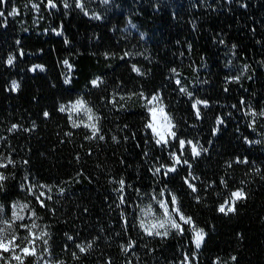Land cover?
<instances>
[{
  "label": "trees",
  "instance_id": "obj_1",
  "mask_svg": "<svg viewBox=\"0 0 264 264\" xmlns=\"http://www.w3.org/2000/svg\"><path fill=\"white\" fill-rule=\"evenodd\" d=\"M69 3L67 9L63 0H55L54 8L47 0L0 3V156L15 162L0 169L14 177L0 191L4 218L10 217L14 202L35 208L37 223L48 225L51 256L45 252L43 259L51 264H181L185 255L192 264H264V117L256 119L253 129L246 114L249 106L264 110V0H84L88 15L74 0ZM33 4H39V10ZM13 7L18 15H9ZM125 52L135 55L122 60ZM10 55L15 56L12 65L7 63ZM132 64L143 75L133 72ZM36 65L43 69L33 70ZM97 76L105 83L95 88L90 81ZM235 76L239 81L230 79ZM68 77L71 83L65 84ZM176 78L193 99L179 92ZM13 80L18 90H12ZM117 92L116 106L106 104L103 98ZM140 92H160L177 136L208 149L195 158L187 146L184 151L198 177L193 183L200 201L184 182L187 165L167 177L163 169L153 175L154 167L171 166L169 152L179 150L172 144L157 146L151 131L145 130L147 113ZM80 96L101 117L104 141L86 140L89 130L83 125L73 128L69 114L58 110L61 103ZM195 98L208 102L207 107L198 106L199 117L192 107ZM218 117L223 118L220 125ZM12 125L21 127L9 131ZM112 135L120 142H113ZM237 158L249 163H236ZM25 176L51 186L53 199L45 203L55 214L37 206L21 186ZM121 177L126 181L123 205L113 182ZM222 177L227 187L220 184ZM165 187L177 195L181 210L204 228L199 249L187 228L184 235L172 233L164 239L146 236L139 228L142 208L153 203L159 213L150 195ZM241 187L247 199L236 203V212H218L230 191ZM38 190L47 193L46 188ZM129 240L136 245L125 254L121 246ZM89 241L93 247L87 253L75 247ZM43 247L37 241L38 255ZM24 264L42 261L29 256Z\"/></svg>",
  "mask_w": 264,
  "mask_h": 264
},
{
  "label": "snow or ice",
  "instance_id": "obj_2",
  "mask_svg": "<svg viewBox=\"0 0 264 264\" xmlns=\"http://www.w3.org/2000/svg\"><path fill=\"white\" fill-rule=\"evenodd\" d=\"M7 0H0V3H6ZM104 4H108L109 0H102ZM64 7L70 8L72 5L69 3V0H63ZM48 7L54 8L57 5L55 4V0H47ZM74 4L76 8L81 9L85 15H88V10L85 7L84 0H74ZM27 6V5H26ZM36 10H39V4H33ZM19 14V9L16 7L12 8V11L9 15L15 16ZM4 16V12L0 11V17ZM95 19H101L102 17L98 14H94ZM56 31V29H53ZM59 35L60 33L57 32ZM67 43V41H65ZM223 42V41H222ZM235 48V45H233ZM23 55V52L20 53ZM108 53H105L107 56ZM135 55V53L125 52L123 56L120 58L123 60L125 57H130ZM15 56L10 55L7 63L12 65L14 62ZM64 65L71 70L72 65L69 64L68 60L65 59L63 61ZM36 68L43 69L42 65L34 66L33 70ZM248 66H244V70L246 71ZM131 70L136 72L138 75H143L141 70L136 66V64L131 65ZM174 74L178 73L175 68L171 70ZM231 80L239 81L240 77L235 76L231 77ZM65 84L71 83V78L68 77L64 81ZM91 85L95 88L100 87L105 83L103 77L97 76L95 79L90 81ZM175 83L179 86L178 90L182 94H186L190 99H193V93L189 92L184 86H182V82L179 78L175 79ZM12 90L19 89V83L15 80L11 82ZM119 93H114L110 96L104 97L103 100L106 104H110L113 107L116 106L117 96ZM131 95H137V93H132ZM144 100V108L147 113L146 122L144 124L145 130H150L152 139L154 140L157 146L168 147L172 144L173 147H177L179 150V154L177 152L172 151L169 152V158L172 161L171 166H166L164 164H160L158 167H154L153 175L158 176L161 174L163 169V176L167 177L170 173H175L177 171L178 166L187 165L189 169L188 176L184 178V182L187 185L188 189L192 194H194L195 199L197 201L201 200L199 195V189L196 187L194 180L198 179L192 174L191 168L192 164L189 159L184 158L185 147L187 146L190 150V154L193 158L199 157L202 152L206 153L208 151L207 148H204L202 145H199L198 141L193 142L192 140H185L179 138L177 136V132L174 130L176 125L173 123L172 116L166 110L167 105L163 101V96L160 92H156L150 96H145L143 92L138 93ZM120 99H124L123 96ZM241 104H245L244 100H241ZM199 105H203L204 107L208 106V102L204 100H200L198 98L194 99L192 104L193 109L195 110V115L197 117L200 116ZM123 108V105L120 106ZM235 107V105H233ZM58 110L61 113L67 112L68 119L72 123L73 128H79L83 125L86 129L89 130L90 135L85 136L86 140H94L98 139L100 141L105 140V135L102 134V129L100 127L101 117L96 114L94 107L91 102L86 100L83 96L76 98L75 100H70L67 103H61L59 105ZM251 117L249 126L253 129L256 125V119L258 117H264V110H260L257 112L255 109L249 106L248 111L246 113ZM49 112L44 111L43 116L45 118L49 117ZM83 116L85 119H73V117L79 118ZM223 123V118H217V125ZM35 123L33 122V128H35ZM19 125H12L9 131H13L15 129L20 128ZM127 127V125H125ZM32 129H23V131H31ZM218 131L214 129L215 132ZM66 135L71 136L72 133H66ZM133 138H135V133H133ZM125 140L128 137H124ZM248 143H253V141L245 138ZM111 140L115 143H119L120 140L116 135L111 136ZM255 143H260L259 140L255 141ZM147 155V153L145 154ZM79 160V157H77ZM236 163L247 164L249 161L247 158L241 160L237 158ZM14 161L10 156L3 157L0 156V169H7L9 165H14ZM24 163H27L25 161ZM231 167V164H229ZM259 172V169H256ZM81 173H77L79 176ZM10 178H14L12 176L5 175L4 171H0V191H4V182ZM114 183L118 184V187L114 189V191L118 192L119 195V204L123 205L126 203L124 190L126 186V181L121 177L118 180H114ZM243 183V182H242ZM220 184L227 187V181L222 177L220 179ZM22 187L27 188V191L34 197L37 206L42 209L49 210L52 214H55V209H49L48 205L45 203V199L51 201L53 199L50 194L52 191L51 186L42 185L38 182H30L29 177H24V183L21 185ZM211 186V185H210ZM40 188H46L47 193L44 191H39ZM58 191L63 193L65 190L63 188H59ZM144 195H149L145 193ZM151 201L154 202L155 206L158 207L159 213L157 214L156 210L153 207V203H149L145 208H142L141 217L138 219L139 228L143 230L144 234L149 237H160L161 239L167 238L170 234L175 233L176 235H184L185 228L188 229L192 233V240L195 244L196 249H199L204 242V238L206 236L204 228L199 227L192 215H186L180 206V202L176 194L172 193L166 187L161 188L159 192H154L150 195ZM247 199V194L243 190V188H237L235 190H231L227 199L224 200L223 203L219 204L217 207V211L223 213L225 215L229 213L236 212V203L238 201ZM5 206L0 204V262L2 264H13V261L16 264H24V260L31 256L36 258L38 261H42V264H51L49 260H44L43 255L45 252L49 256H51V252L48 250V240L50 239V233L47 231L48 225H43L37 223V220L40 219L35 208L31 207L28 203L14 202L11 204V215L7 219L4 218L5 214ZM123 221L127 226L128 220L127 216L122 213ZM30 221V223H25V220ZM19 222V224L17 223ZM16 227L24 229L27 233L26 235H19L15 230ZM65 236L68 240H74V237L65 233ZM37 241H40L44 246L38 255L37 252ZM136 245V241L129 240L127 245H122V251L127 254L129 250L133 249ZM75 247L78 249L80 253H87L93 247V242L89 241L86 243L76 244ZM134 254V253H133ZM74 259H79L76 252L72 253ZM233 260L236 257H232ZM59 264H64L63 261H60ZM108 264H111V261H108ZM130 264V262H129ZM181 264H192L191 260L187 255L184 256V260Z\"/></svg>",
  "mask_w": 264,
  "mask_h": 264
}]
</instances>
